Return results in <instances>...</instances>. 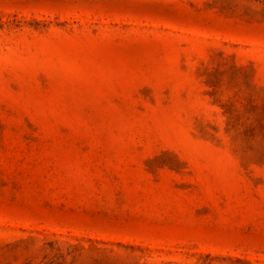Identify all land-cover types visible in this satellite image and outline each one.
Masks as SVG:
<instances>
[{
	"label": "rangeland",
	"instance_id": "374dc122",
	"mask_svg": "<svg viewBox=\"0 0 264 264\" xmlns=\"http://www.w3.org/2000/svg\"><path fill=\"white\" fill-rule=\"evenodd\" d=\"M0 264H264V0H0Z\"/></svg>",
	"mask_w": 264,
	"mask_h": 264
}]
</instances>
